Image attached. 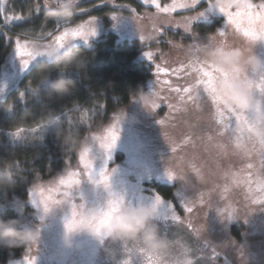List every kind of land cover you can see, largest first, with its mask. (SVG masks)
<instances>
[{"label":"rangeland","instance_id":"1","mask_svg":"<svg viewBox=\"0 0 264 264\" xmlns=\"http://www.w3.org/2000/svg\"><path fill=\"white\" fill-rule=\"evenodd\" d=\"M107 2L110 3L109 0H107ZM172 2L173 0H168L167 2L160 1V4L161 7H163L165 4H171ZM221 2L228 5L233 3V0H221ZM246 2L247 0H240L241 4ZM252 2L258 3L254 0H252ZM62 3L63 0H52L48 4L49 6L56 7ZM76 6L77 5H75V7ZM232 10L235 11V8L233 7ZM193 11L205 12L204 16L198 17L193 21V33L185 34L182 29L167 26V36L172 39L174 43H179L181 37L184 36V45L185 43L186 45L195 43V45L199 47L200 58L216 69V72L213 74L212 88L216 93L220 106L225 110H233L234 108L225 105L218 90L221 76L223 75L226 77L227 73L208 59L202 50V46L211 44L221 48L230 47L241 50L243 49L242 47H244L241 42L244 40L237 42L236 40L239 39V37L234 33L233 29L229 27L225 37H220L217 34V41H209V35L211 33L216 32L220 28H224L227 24L226 14L221 12L218 8L210 7L209 0H200L194 10H190V12L177 11L172 13L170 18L174 21H178L184 15L194 14L191 13ZM117 16L118 18H116L115 23H107L104 19L102 20L99 19L100 17H97L94 25L95 34L90 35L87 41H85L83 37H78L75 43H89L93 38L111 30H118V32L120 31L122 34L130 31L128 35L135 37H141L140 34H143L145 41L151 43L157 38L156 33L153 31L154 21L158 22L159 20L169 19L168 15L159 13L156 9L154 11L146 10L143 14V19H139L137 22V29V24L133 17L128 19L122 17L121 14ZM215 18H224L225 21L219 23L217 29L215 28L214 31L202 33L198 30V26L208 25L211 27V25L216 22L215 20H217ZM171 32L181 35L180 38L173 39L174 37L170 36ZM8 40H10L13 45L1 66L0 89H3V91H0V98L7 95L11 89L17 88L23 75L31 68L42 60H49L47 59L48 55L60 50L56 44L51 42H48L49 46L45 47V41H35L34 46L30 47L29 50L37 53H44L45 57L32 61L29 67L24 68L21 60L16 55L14 39L8 36ZM21 40L23 41L24 39L21 38ZM193 40H196V42H193ZM231 42L232 44H230ZM76 44L68 41L63 49L68 50ZM142 44L144 45L145 43ZM166 45V51L163 56L159 53L156 55L162 64H165L163 65L164 68L171 69L172 67H179L181 63H187L189 58L186 55L187 53L183 51L185 47L178 48L170 46L167 43ZM247 48L248 46L245 50H247ZM157 49L160 50L157 46L155 52H157ZM248 50H253L256 55L264 59V40L257 41L254 46L250 49L248 48ZM252 71L253 70L249 69L246 72L247 79L251 76L249 73ZM254 73H256L257 79H255V81L258 82V78H264V70L254 71ZM168 79L169 81L180 82L182 85L186 84L184 77L178 79L176 76L168 77L161 74L159 78L160 88L158 87V91H160L162 96L167 95V93L164 90L166 85L163 87L161 85L163 81ZM256 97L259 101L258 96ZM172 101L180 110L168 114V119L164 127L156 122L157 118L155 111H152L151 108L145 107L142 104L135 110L136 112L142 110V115L145 113V117L140 119L142 123L147 126V128H145V130H148L146 133L152 135L153 146L158 144V146L155 147L157 151L153 155V159H160V162L159 164H151V170L157 169L159 175L165 176L164 180H169L165 175L167 165H169L173 170L179 169L183 174L191 177L190 186L193 192L185 189L184 182L180 178L177 177L175 180H169L177 186L179 206L182 209L181 200L188 195H190V198L194 199L196 197L195 193L199 191H202L205 201L210 202L213 208L208 209L206 205H199L197 203L192 213L184 211V216L181 217L182 222L176 223L171 219L172 208L169 207V203H160L156 212L158 213L157 223L160 234L164 237L166 243L159 251L151 250V252L141 254L138 250H134L138 249L140 246L146 248L140 241L113 238L107 234V230L111 223L114 210L121 204L135 206L146 202L144 201V197H138L137 199H135V195L129 197L130 193L122 196L121 193L112 195L113 190L111 187H106L103 183L92 182V179L97 177L95 174H100V171H95L96 165H104V171L108 173L114 169L116 165L110 168L107 167L105 164L106 157L104 156L105 150L102 149L99 142L90 135L82 148L91 147V155L94 158V176L89 178L85 173L82 177H79L81 178V184L75 187L73 199L78 205L83 202L90 209L106 208L109 201L112 199H115L118 203L112 206L111 214L105 221L101 234L97 235L96 230L90 226H85L82 230L74 229L69 231L67 229L65 218L70 214V205L67 203L58 205L50 212L45 213L42 205L33 203L34 199L38 200L39 194L36 193L35 196L29 194V197L23 205H30L33 209L32 212L19 209L22 224L30 225L34 229V232L24 234V238L28 243L24 256H35V264H124L126 260L130 261L131 264H151L148 257L153 255V253H159V258L163 260L164 264H177L178 261L180 264H184L185 261L189 260L192 261L193 264H264V203L256 205L252 203L253 199L264 197V192H261L256 184L252 185L253 191L248 192L247 185L243 184V177L246 173H241V169H246L248 164L253 165L252 170L254 172L259 170L260 162L258 154L253 152L250 158L238 155L232 141L229 139V133H225L223 136L217 135L219 126L212 119L214 106L209 98L205 97L199 103V107L191 102L187 105H181L178 98H174ZM249 114L251 121L256 122L255 126L251 129L250 135L254 140H258L261 138L259 129L264 127V120L260 119L263 113H261L260 116H256L258 114L257 111L255 116H253L252 113ZM57 120L58 119H55L54 122ZM244 127L246 134H248L247 122ZM25 133L26 132H22L19 138L13 133L12 140L17 142L18 139H22ZM94 134L99 137H106L104 131H99V133L95 132ZM208 135L213 137L211 142L207 140ZM221 143L226 145V154L216 147L217 144ZM245 143V148H251L250 144L246 141ZM171 147H176L177 150L173 153ZM192 165L200 169V175L203 179L192 171ZM73 171H85L78 156L75 162H69L61 172L50 179L31 185L29 189L30 193H32V190L37 184L43 189L45 197L53 196L54 198H60L56 195V191H50V189L59 190L61 192L65 191L66 189L59 185L58 177L61 175L66 176L69 172ZM234 173H241L239 176L235 177V179L241 181L239 185L233 183ZM99 178L100 177H98V180ZM110 183L111 181L109 180L108 186ZM14 205L16 207L23 206H20V202L18 201H14ZM216 207H220L224 215H221ZM233 209L235 210V214L232 215L233 218H230ZM78 211L84 212L86 209L78 207ZM198 211H201L202 215L201 212ZM203 211H207L208 213H214L215 211V214L219 216V222L217 219L218 229L210 233L216 236L215 240L213 236L205 232L200 223L204 218ZM197 212L200 219H198V216H195ZM234 222L237 225L245 226V231L242 232V239L238 243V246L232 249L231 246L235 245L234 243L236 242L232 240L229 227ZM189 224H191V228L188 227ZM205 234H207V237ZM69 236H71L72 239L70 245L66 243V239ZM226 241L229 243L231 250L230 254H226L228 257L221 254V252L224 251V244ZM212 248H215L216 253H218L215 260L212 258ZM225 253H229V251ZM153 258L155 259V256H153Z\"/></svg>","mask_w":264,"mask_h":264},{"label":"trees","instance_id":"2","mask_svg":"<svg viewBox=\"0 0 264 264\" xmlns=\"http://www.w3.org/2000/svg\"><path fill=\"white\" fill-rule=\"evenodd\" d=\"M51 1L47 0L48 3ZM254 1L259 2V0ZM97 2L99 0H80L79 4L67 13L70 14L68 26L75 27L87 21L90 16L100 17L99 19H104L107 23H115L118 14L124 18H132L127 8H118L113 5H125L136 9L140 19H143L146 10H155L154 7L143 6L140 0H111L110 3L105 0V3L99 5ZM3 3L6 11L0 13V19L3 15L29 13L33 0H3ZM78 8L89 10L78 13ZM47 10L48 8L45 10L41 7L38 14L26 15L23 19L13 20L7 25L2 24L0 20V71L13 45L8 40L7 32L11 36L19 34L22 39L44 41L38 39L39 32L51 31L57 26L56 19L47 15ZM45 16L50 19L42 27ZM215 19L217 20L213 21L211 27L198 26V30L202 33L211 32L217 29L219 23L225 21L224 18ZM29 31L31 33L27 36L23 34ZM128 33L122 34L118 30H111L93 38L89 43H77L68 49L76 53L75 63L71 65L58 60L40 61L23 75L17 88L11 89L7 95L0 98V218L16 219L20 222V226H23L19 209L29 212L33 210L30 205H23L29 197L30 186L50 179L61 172L69 162H75L79 150L90 133L104 131L107 136L106 130L113 125L118 131V138L110 149L102 147L105 150L107 167L116 165L109 172L111 183L106 186L112 188V195L121 193L122 196L130 193L129 197L133 195L135 199L144 197V201L152 206L158 193L164 198V203H171L179 216H184V210L179 206L175 183L164 180L165 176L159 175L157 169L151 170V164L160 162V159H153L157 151L155 147L158 144L153 146L152 135L146 133L147 126L140 119L145 117V113L142 115V110L135 111L142 105L138 99L141 91H153L155 87L157 90L158 87L160 88L159 83L155 84L154 64L144 53L145 51L155 52L157 46L164 53L167 45L143 42L141 37L131 36ZM170 36L174 37L173 39H179L181 35L171 32ZM241 40L243 41V38L239 37L236 41ZM244 42H241L243 49L247 47ZM183 51L189 58L190 51L186 50V47ZM154 58L155 63L164 68L165 64H162L157 56ZM161 74L175 77L170 73ZM249 74L251 76L248 80L255 81L256 73L252 71ZM60 77H66L72 81L69 89L64 92H57L52 87L53 81ZM181 77L183 74L176 76L178 79ZM166 81L172 87L182 85L180 82L169 81V79ZM164 90L167 93L165 96H168L167 86ZM254 94L256 97L255 92ZM171 95L173 99L178 98L175 93ZM173 99L169 102L174 103ZM160 103L161 108L155 111L156 122L169 114L164 101ZM257 113L256 116L264 114V110H260L259 101ZM68 114L76 122L74 127L66 123ZM55 119L58 120L54 122ZM166 122L167 120L164 125ZM164 125L161 126L164 127ZM20 128H23L26 133L22 139L14 142L12 135ZM104 169V165L95 166V171L101 172ZM95 176L97 177L92 179L94 183L100 174ZM198 193L202 191L196 192L195 196ZM14 201L20 202V206H23L16 207ZM206 213L207 211H203L204 218L200 223L205 232L213 236L215 240L216 236L210 233L218 229L219 216L214 211V213H207L205 218ZM232 215L230 218H233ZM229 230L232 240L236 242L231 246L234 249L242 239L245 226L234 222ZM12 235L21 238L12 243L0 241V264H23L28 243L24 234L13 233ZM205 236L207 237V234ZM224 245L225 248L221 254L228 257L226 254L231 252L230 245L227 241ZM227 251L229 253H225Z\"/></svg>","mask_w":264,"mask_h":264},{"label":"snow or ice","instance_id":"3","mask_svg":"<svg viewBox=\"0 0 264 264\" xmlns=\"http://www.w3.org/2000/svg\"><path fill=\"white\" fill-rule=\"evenodd\" d=\"M111 2V0H110ZM143 6L146 7H154L159 13H163L169 16V19L154 21L153 23V31L156 33L157 38L152 41V43H167L170 46L174 47H186V50L190 51L189 59L187 63H181L179 67L172 68L169 70L168 68H162L160 64L155 63V56L159 53L163 56V52L157 49V52L153 51H145V56L153 62L154 71H155V84L160 82L159 77L161 73L172 74L174 76H180L183 74V77L186 80V84L180 85L178 87H172V85L168 81H163L162 87L167 86V91L169 92L168 96H161L160 91L153 89V94L156 97L155 101L151 105V110L156 111L161 108V101H164V106H166L171 114V112L179 111L180 109L176 104L170 103L169 101L173 99L172 93H175L179 99V103L181 105H187L189 102L196 104L199 107V103L205 98H209L211 100L212 105L214 106V112L212 114V119L219 126L217 135L223 136L225 133H229V139L232 141L234 145V149L238 155H242L243 157H251L253 152H256L259 156L260 168L258 171H253V165L248 164L246 169H241V173H246L243 177V184L247 185L248 192H252V185L256 184L261 192H264V137L259 138L258 140H254L251 135V129L255 126L256 122L251 121L250 114L246 112H240L235 109L233 110H225L219 104L217 100L216 93L212 88V80L213 74L216 72L214 66L209 65L207 62L203 61L200 58L199 47L193 44L184 45L183 40L184 36L181 37V41L179 43H174V41L167 36L166 27L173 26L176 29H182L183 33H193L192 24L198 17H202L205 15L204 11L199 12H191L194 13L192 15H184L180 20L174 21L171 19V14L177 11L180 12H190V10H194L196 5L200 2V0H173L171 4H165L161 7L160 0H140ZM105 0H99L97 4H103ZM79 4V0H75V5ZM113 5V4H112ZM210 7L218 8L221 12L225 13L227 16V24L224 28L218 29L216 32L211 33L209 35V41H217V34L220 37H225L227 30L231 27L234 33L243 38L246 42L244 45L251 48L257 41L264 40V0H259L258 3H253L252 0H247L246 3L241 4L240 0H233V3L225 5L221 2V0H209ZM118 8H127L129 13L132 15L137 24L138 29V20L140 19L136 9L125 6V5H113ZM41 7L45 10L49 7L47 0H33L32 7L29 10V13H20L18 15L2 16V24L7 25L11 23L13 20L23 19L26 15L29 14H38ZM233 7L235 11H233ZM88 8H78V13L88 11ZM6 11L4 7L3 0H0V13H4ZM115 15V14H113ZM70 14H64L59 17H56L57 26L51 31H40L39 32V40H44V46H49L48 42L56 44L60 50H63L66 42L71 41L73 44H76L75 41L78 37H83L85 41L88 40L90 35L95 34V22L97 17L90 16V18L80 24H77L75 27L68 26V17ZM50 19L45 16L44 27L47 23V20ZM246 25V26H245ZM29 32L23 33L27 36ZM8 35V32H7ZM14 39L15 50L17 57L21 60L24 68L29 67L30 63L38 58L45 57L44 53H37L35 51H30L29 48L34 46L35 40L24 39L21 40V35L17 34L15 36H10ZM141 39L145 41V37L143 34H140ZM227 42L226 40H224ZM196 42V40H193ZM248 83L252 87V90L256 93L259 98V106L260 110H264V78L260 79L259 82L254 80H248ZM3 91V89H0ZM168 119L165 116L163 119H159V123L161 125L165 124V121ZM227 121V122H226ZM247 122V133L245 131V123ZM66 123L70 127H74L76 122L72 119V117L68 114V118ZM25 130L23 128L17 129L14 133L16 137H20L21 133ZM106 137L96 136L94 133H90L92 137L99 142L101 147L110 149L116 142L118 138V131L116 130L115 125L109 127L107 130ZM166 136V134H165ZM208 141H212L213 137L211 135L207 136ZM245 141L251 145V148H245ZM258 145V147H257ZM217 148L221 149L226 154V145L217 144ZM172 152L174 153L177 149L176 147H171ZM78 157L80 162L83 164V168L85 171H73L69 172L66 176L61 175L58 177L59 185L66 189L65 191L52 190L56 191V195L60 198H54L53 196L45 197L43 189L35 185L32 193L30 195L35 196L36 193L39 194L38 200L34 199L33 203H38L42 205L43 211L45 213L50 212L53 208L58 205L67 203L70 205V214L65 218V224L69 231L74 229L82 230L85 226L93 227L97 235L101 234L103 225L107 220L108 216L111 214L112 206L117 204L118 201L112 199L109 201L108 206L106 208L94 209L88 208L85 203L81 202L79 205L73 199L74 189L76 186L81 184V178L83 174H87L89 178L94 176V158L91 155V147L82 148ZM192 171L196 173L198 177L203 179L200 175V169L195 165H192ZM241 173H234V181L233 183L239 185L241 183L240 180L235 179V177L239 176ZM109 173L106 171L100 172V178L96 181V183H103L105 186L109 184ZM165 175L169 180H175L177 177L180 178L184 182L185 189L191 190L193 192L192 187L190 186V176H186L179 169L173 170L172 167L167 165ZM255 177V179H254ZM226 190V189H225ZM164 202V198L160 196L158 193L155 196L154 203L152 204L153 209L157 212V207L160 203ZM206 205L208 209L213 208V205L210 202H206L204 199L203 193H198L196 198H190V195L186 196L181 200V205L185 212L192 213L194 211V206L196 204ZM253 204H262L264 203V197L256 198L252 200ZM78 207H83L86 209L84 212H79ZM169 207L172 208L171 219L176 223H181V217L175 209V206L169 203ZM221 215H224L223 210L220 207H216ZM208 213V212H207ZM207 213L205 214V218L207 217ZM232 214H235V210L233 209ZM158 219V213H157ZM191 228V224L188 225ZM166 237V236H165ZM135 243V242H133ZM136 244V243H135ZM138 250L141 254L145 252H151V250L146 249L140 246ZM212 258L218 256L215 248L211 249ZM155 256V259L153 258ZM159 253H153L148 257L151 264H164L163 260L159 258ZM36 257L25 256L23 264H35ZM124 264H131L130 261H125ZM177 264H180L178 261ZM184 264H193L192 261H185Z\"/></svg>","mask_w":264,"mask_h":264},{"label":"clouds","instance_id":"4","mask_svg":"<svg viewBox=\"0 0 264 264\" xmlns=\"http://www.w3.org/2000/svg\"><path fill=\"white\" fill-rule=\"evenodd\" d=\"M75 7V0H63L62 4L56 7L49 6L47 15L55 18ZM202 50L208 59L218 65L227 73L221 76L218 85L219 95L225 105L240 112L252 113L255 116L258 106L252 87L248 83L246 72L264 70V59H261L253 50H237L230 47H217L211 44L203 45ZM76 53L68 50H58L47 56L49 60H58L66 65L75 63ZM72 81L66 77H60L53 81L52 87L57 92H64L69 89ZM139 101L151 108L156 97L152 91H141L138 94ZM264 120V114L260 117ZM260 137H264V127L259 129ZM34 232L30 225L20 226L16 219L4 220L0 218V241L12 243L19 240L20 236L13 233L26 234ZM107 234L117 239H130L140 241L146 248L159 251L166 243L160 234L157 223V213L153 207L147 203L135 206L121 204L113 213L111 223L108 226ZM67 244L72 243L71 236L66 239Z\"/></svg>","mask_w":264,"mask_h":264}]
</instances>
